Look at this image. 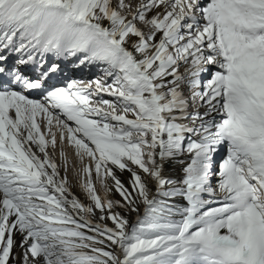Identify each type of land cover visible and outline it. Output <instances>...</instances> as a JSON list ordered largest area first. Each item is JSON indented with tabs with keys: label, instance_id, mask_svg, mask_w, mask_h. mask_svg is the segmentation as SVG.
<instances>
[{
	"label": "snow or ice",
	"instance_id": "1",
	"mask_svg": "<svg viewBox=\"0 0 264 264\" xmlns=\"http://www.w3.org/2000/svg\"><path fill=\"white\" fill-rule=\"evenodd\" d=\"M0 264H264V0H0Z\"/></svg>",
	"mask_w": 264,
	"mask_h": 264
},
{
	"label": "rangeland",
	"instance_id": "2",
	"mask_svg": "<svg viewBox=\"0 0 264 264\" xmlns=\"http://www.w3.org/2000/svg\"><path fill=\"white\" fill-rule=\"evenodd\" d=\"M98 74H99V73H98ZM96 75H97V74H96ZM42 132H46V129H43V128H42ZM49 149H50V152H51V154H52V153H53V149L50 148V147H49ZM54 151H55V154H56V157H57L56 160L62 164L61 174L63 175V174H64V167H65V160L62 158L61 154H59V153L57 152L56 148L54 149ZM53 159H55V158H53ZM68 166H69V165H68ZM69 170H70V169H69V167H68V172H69ZM68 172H67V176H68V178H69V182L73 185V192H74V194L76 195V197L79 198L80 201H81L82 203H84V204H86V205H87V204H90L91 201L88 199L86 193L83 191L82 188H80V187L78 186V184H77V180H76V177H75L74 173H73V178H70V176H71V174H72V171H71L70 174H69ZM117 174L120 175V177H121L122 180H124V179H123V176H124V175H125L127 178H129V174H128V173L120 174V173L118 172ZM74 178H75V181H74ZM97 193H98L99 195H103V192H102V190L100 189L99 185H97ZM110 198H117V199H118L119 197H114V196L110 195ZM99 215H100V213H99V211L97 210V211H96V214H95V216H94L93 218L99 221V219H98V218H99ZM102 223H105V224H108L109 226H112L111 221H109V220H105V221H103Z\"/></svg>",
	"mask_w": 264,
	"mask_h": 264
},
{
	"label": "bare ground",
	"instance_id": "3",
	"mask_svg": "<svg viewBox=\"0 0 264 264\" xmlns=\"http://www.w3.org/2000/svg\"><path fill=\"white\" fill-rule=\"evenodd\" d=\"M96 70L94 71V72H89V73H83V74H81V75H77L76 77H73L74 79H83V80H85V81H88V80H90V79H93L95 76H96V74L98 75V73H99V70L97 69V68H95ZM93 71V70H92ZM74 74H77V71L75 70L74 72H73ZM96 73V74H95ZM105 99H110V97H107V96H105L104 97ZM42 128L43 129H45V127H44V125H43V123H42V125H41V130H42ZM53 131H55V129H53ZM51 148V147H50ZM56 150H57V152L59 153V154H61V151H62V149H61V147H60V145H59V142H58V144H57V147H56ZM63 151L66 153V155H67V161H68V167H69V174L71 173V171H72V174H71V176H70V178H73V169H72V165H78V158H77V156L75 155V150L72 148V147H70V146H67V142L65 141V146H64V148H63ZM49 152H50V149H49ZM50 154H51V152H50ZM52 155V157L53 158H55L54 160L57 162V164H59L60 165V168H62V164L60 163V162H58L57 160H56V154H55V151H54V149H53V153L51 154ZM123 179L124 180H127L128 178L124 175L123 176ZM68 180H69V178H68ZM74 181H75V178H74ZM98 185V184H97ZM114 197H118V196H114ZM93 220L95 221V222H100V221H98V220H96V219H94L93 218ZM108 225V224H107ZM109 226V225H108Z\"/></svg>",
	"mask_w": 264,
	"mask_h": 264
}]
</instances>
